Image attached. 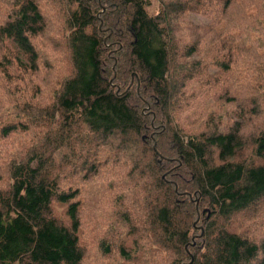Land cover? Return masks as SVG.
I'll return each instance as SVG.
<instances>
[{"label": "trees", "instance_id": "1", "mask_svg": "<svg viewBox=\"0 0 264 264\" xmlns=\"http://www.w3.org/2000/svg\"><path fill=\"white\" fill-rule=\"evenodd\" d=\"M13 1L0 264H264L240 221L264 204V6L219 0L229 26L209 0H64L60 47L43 0Z\"/></svg>", "mask_w": 264, "mask_h": 264}, {"label": "rangeland", "instance_id": "2", "mask_svg": "<svg viewBox=\"0 0 264 264\" xmlns=\"http://www.w3.org/2000/svg\"><path fill=\"white\" fill-rule=\"evenodd\" d=\"M249 1L255 2V0H237L238 4H242L243 6L249 4ZM257 1L258 3H260V5L264 6V0H257ZM149 2H150V5L147 7V12L150 15H154L156 14V10H155L156 1L149 0ZM95 3L96 1H93L91 4L94 5ZM100 3H103V0L102 2L100 1ZM48 5H49V1L43 0V12L46 14L48 24H47V29H46L44 36L40 38L39 41L44 42L45 43L44 46H50L53 44L54 46L60 45V47H63L65 43L64 35L66 33V28L63 24V11L65 10L66 3L64 0H51V5H50V8L52 10L51 12L60 11V14H56V15H52L51 13L47 12ZM192 5L194 6V9L188 12L187 14V16L189 17V20L197 24L205 23L206 20L209 19L210 15L208 13L203 14L204 10L198 7L195 4V2H193ZM205 5H209L210 9H212L213 11H214V7H217L218 9L217 12L222 13L220 15V20H222L227 25L231 26L230 18L227 16L228 12H226L225 10H221V8L219 7V0H209V2L205 3ZM15 7L16 5L14 4L13 0H0V23L4 22L6 19H9V17H11L13 12L15 11ZM231 13H234V12L231 11ZM255 20L258 22L259 28L263 29L262 32L264 33V7H262L257 12ZM233 25H235V23L232 24V26ZM179 36H180L178 38L179 42L183 43L184 45H189L192 42V40H190L187 37V35H184V32H181ZM1 45L2 44H0V56H1V53H4V50L2 49L3 47ZM194 60H195V57H192L189 59L190 62ZM47 63L50 65L51 60L48 59ZM113 67L114 65L111 66V68ZM3 82H1V75H0V99L4 103L3 108L0 111V125H2L5 121H7L6 120L7 111H12L10 99L13 97V95L10 94L9 91L4 92V93L2 92L1 89H3L5 86V83ZM23 98H27L29 100V105L33 103V98L30 94H26L24 97H21L20 95L16 99L17 101H20ZM4 100H7V101L5 102ZM27 102H28L27 100L24 101L25 104ZM190 122L191 121L188 120L189 124ZM1 144L3 145L7 144L6 146L1 148V149H4L5 151H8L10 147H12L11 142L10 143L1 142ZM6 179H7L6 172L0 167V180H1L0 183L4 182ZM66 185H67V181L62 184V187L65 188ZM52 207L57 217L63 220L65 218L63 217L64 210H65L64 206L59 203H53ZM205 218L206 216L202 215L200 220L203 221ZM244 220L247 221V226H245L242 229L241 233L250 236L257 243H264V204L263 203L259 204L258 207H254L249 212V214H246L245 216L240 218V221L242 223L244 222ZM199 228L201 229V227Z\"/></svg>", "mask_w": 264, "mask_h": 264}]
</instances>
